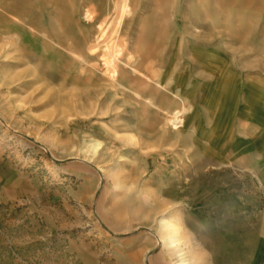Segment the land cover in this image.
Masks as SVG:
<instances>
[{
    "label": "rangeland",
    "instance_id": "374dc122",
    "mask_svg": "<svg viewBox=\"0 0 264 264\" xmlns=\"http://www.w3.org/2000/svg\"><path fill=\"white\" fill-rule=\"evenodd\" d=\"M123 2L0 0V264H264V0Z\"/></svg>",
    "mask_w": 264,
    "mask_h": 264
},
{
    "label": "bare ground",
    "instance_id": "6f19581e",
    "mask_svg": "<svg viewBox=\"0 0 264 264\" xmlns=\"http://www.w3.org/2000/svg\"><path fill=\"white\" fill-rule=\"evenodd\" d=\"M126 4H127V0H124L123 5L125 6ZM176 114H178V113H176ZM176 119H177V117L174 118V120H176ZM172 122H175V121H172ZM178 122H176V123H178ZM163 222H164V220H161V223H163ZM163 227L168 230L172 226L169 224H164ZM171 234H172V232L170 233V235L167 238H165L164 243L169 244V245H171L173 243V237L171 236ZM179 264H184V263L180 262Z\"/></svg>",
    "mask_w": 264,
    "mask_h": 264
}]
</instances>
